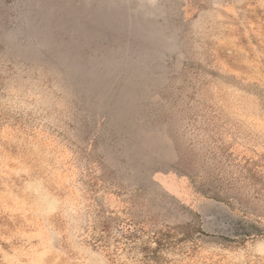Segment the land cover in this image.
Returning <instances> with one entry per match:
<instances>
[{"label":"rangeland","instance_id":"obj_1","mask_svg":"<svg viewBox=\"0 0 264 264\" xmlns=\"http://www.w3.org/2000/svg\"><path fill=\"white\" fill-rule=\"evenodd\" d=\"M0 264H264V0H0Z\"/></svg>","mask_w":264,"mask_h":264}]
</instances>
